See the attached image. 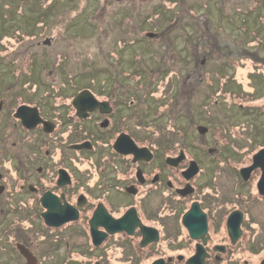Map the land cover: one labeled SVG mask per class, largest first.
<instances>
[{"label": "flooded vegetation", "instance_id": "obj_1", "mask_svg": "<svg viewBox=\"0 0 264 264\" xmlns=\"http://www.w3.org/2000/svg\"><path fill=\"white\" fill-rule=\"evenodd\" d=\"M250 1L245 22L253 50L248 65L241 63L236 41L228 75L264 74V0ZM192 33L184 35L186 51ZM142 34L154 42L160 36ZM116 57L105 69L119 74L93 77V89L72 80L51 83L42 97L32 83L27 99L18 98L23 85L0 93V264H264L262 168L241 175L264 150V128L248 131L254 146L241 167L224 160V144L199 147L209 157L198 161L190 155L192 135L168 136L171 130L154 124L164 115L160 104L154 117L147 114L142 86L132 73L130 81L140 68L128 65L127 53ZM72 70L64 73L75 79ZM244 77V92L233 95L260 106L249 110L264 117V94ZM83 89L93 97L76 98Z\"/></svg>", "mask_w": 264, "mask_h": 264}, {"label": "rangeland", "instance_id": "obj_2", "mask_svg": "<svg viewBox=\"0 0 264 264\" xmlns=\"http://www.w3.org/2000/svg\"><path fill=\"white\" fill-rule=\"evenodd\" d=\"M250 2L0 0V93L23 85L20 94L33 97L30 93L32 89H28L32 83L37 87L36 97H42L51 83H68L72 80L76 87L93 89V77L95 81L97 77L101 81L119 74L105 67L117 64L116 56L127 53L129 57L125 60L128 58V65L134 63L140 68L130 71V78L133 74L144 90V103L150 108L147 113L149 117L156 115L158 104L161 106L159 111L164 115L154 124L160 130H171L168 136H172L173 131L180 136L192 135L195 147L190 155L198 161L206 162L209 157H204L199 147L224 144L228 147L226 150L230 151L224 160L237 168L241 167L250 161L252 148H247L254 146L252 143L251 146L247 145L250 140L248 131L263 130L264 117L251 112L252 108L260 111V106L250 107V101L236 99L233 93L239 92L240 95V92H244L246 76L252 83V92L262 96L264 74L253 70L245 74L247 69H242L228 75L230 69L224 65L233 66L229 62L237 54L236 41L241 42L245 54L241 63H248L253 50L248 43L251 23L245 22L249 17L247 8ZM190 5L194 7L192 10ZM194 20L202 22L201 35L197 32V25L192 22ZM144 31L155 33L152 39L160 34L158 41L148 39L142 34ZM186 33H192L190 40L193 47L188 45V51L185 50ZM214 34L215 41L207 38ZM46 38H51V43L41 44ZM30 50L38 51L34 55L35 65L31 68L27 64V69L22 68V63L18 61L25 60ZM57 51L66 53L60 58L55 53ZM136 52L139 54L137 58L132 56ZM57 62L59 65L54 72L57 79L54 80L51 79V66ZM121 64L127 66L126 61ZM41 65L45 69H41ZM159 67L166 69L154 83ZM150 68L154 71L150 72ZM66 69H73L70 73L76 74V78L64 73ZM239 76L240 80L236 82ZM227 78L231 84L224 86ZM130 81L133 82L134 78ZM186 81V91L188 95L190 93L187 104L181 101V93L185 92L183 83ZM41 92L43 94L39 95ZM263 99L254 103L258 105ZM167 102L170 110L165 106ZM165 114L170 115L166 117ZM199 124L208 128L206 133L197 132L196 126ZM243 144L247 145L243 149L235 147ZM255 145L258 146V143Z\"/></svg>", "mask_w": 264, "mask_h": 264}, {"label": "water", "instance_id": "obj_3", "mask_svg": "<svg viewBox=\"0 0 264 264\" xmlns=\"http://www.w3.org/2000/svg\"><path fill=\"white\" fill-rule=\"evenodd\" d=\"M50 43V39L46 38L44 41H43V44H49ZM87 94H89L90 96L91 93L88 91V90H83L81 91L77 96L76 98H83L84 96H87ZM93 97V96H92ZM26 106H22V109H25ZM19 111L21 112V107L19 108ZM206 127L204 126H197V130L200 132V133H205L206 131ZM261 153H263V155H261ZM259 156L261 157V159H259ZM192 163L195 164V162L193 161ZM261 167L262 168V177L259 181V185L263 184L264 185V150H260L259 152H257L254 156H253V160H252V164L247 166V167H243L241 169V175L243 177V179H247L248 176H249V173L252 169H254L255 167ZM188 170H192V166L188 168ZM264 192V191H262Z\"/></svg>", "mask_w": 264, "mask_h": 264}, {"label": "trees", "instance_id": "obj_4", "mask_svg": "<svg viewBox=\"0 0 264 264\" xmlns=\"http://www.w3.org/2000/svg\"><path fill=\"white\" fill-rule=\"evenodd\" d=\"M201 22V21H200ZM30 31H28V32H26V33H29ZM210 38L211 39H213V40H215V38H214V35H211L210 36ZM209 38V39H210ZM33 50H30V51H27L28 53V55L26 56V59L25 60H23V61H18V63L20 64V63H22V68H25L26 69V67H27V64H29V66H33V65H35V54H34V52H32ZM25 64V65H24Z\"/></svg>", "mask_w": 264, "mask_h": 264}]
</instances>
